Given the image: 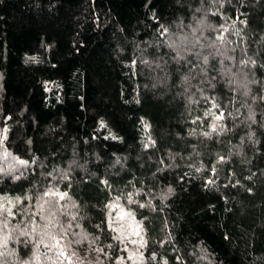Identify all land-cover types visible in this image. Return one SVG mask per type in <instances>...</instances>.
<instances>
[{
	"label": "trees",
	"instance_id": "obj_1",
	"mask_svg": "<svg viewBox=\"0 0 264 264\" xmlns=\"http://www.w3.org/2000/svg\"><path fill=\"white\" fill-rule=\"evenodd\" d=\"M0 264H264V0H0Z\"/></svg>",
	"mask_w": 264,
	"mask_h": 264
},
{
	"label": "rangeland",
	"instance_id": "obj_2",
	"mask_svg": "<svg viewBox=\"0 0 264 264\" xmlns=\"http://www.w3.org/2000/svg\"><path fill=\"white\" fill-rule=\"evenodd\" d=\"M117 217L120 218V220H116L117 226H119L122 229V233L124 236H127L130 240H140V234L139 229L136 223L127 216L125 211H117Z\"/></svg>",
	"mask_w": 264,
	"mask_h": 264
}]
</instances>
